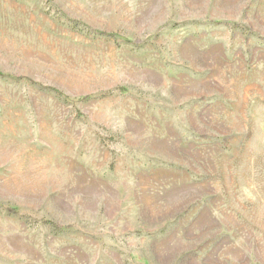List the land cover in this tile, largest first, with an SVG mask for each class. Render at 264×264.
<instances>
[{
  "label": "rangeland",
  "instance_id": "rangeland-1",
  "mask_svg": "<svg viewBox=\"0 0 264 264\" xmlns=\"http://www.w3.org/2000/svg\"><path fill=\"white\" fill-rule=\"evenodd\" d=\"M0 264H264V0H0Z\"/></svg>",
  "mask_w": 264,
  "mask_h": 264
},
{
  "label": "trees",
  "instance_id": "trees-1",
  "mask_svg": "<svg viewBox=\"0 0 264 264\" xmlns=\"http://www.w3.org/2000/svg\"><path fill=\"white\" fill-rule=\"evenodd\" d=\"M59 94V93H58Z\"/></svg>",
  "mask_w": 264,
  "mask_h": 264
}]
</instances>
